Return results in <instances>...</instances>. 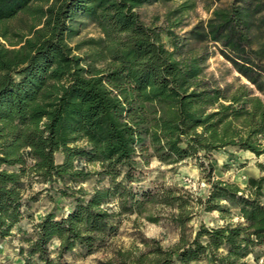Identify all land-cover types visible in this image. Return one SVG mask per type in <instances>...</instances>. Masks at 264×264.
Returning <instances> with one entry per match:
<instances>
[{"label":"trees","instance_id":"1","mask_svg":"<svg viewBox=\"0 0 264 264\" xmlns=\"http://www.w3.org/2000/svg\"><path fill=\"white\" fill-rule=\"evenodd\" d=\"M176 1L0 0V26L19 13L30 20L17 44L0 43V239L31 220L39 193L26 195L27 179L46 190L60 184L55 194L70 200L64 213L32 223L21 264L90 256L117 235L122 217L158 223L150 208L167 213L178 242L164 248L141 239L145 251L120 253L119 264H244L256 250L264 255V176L244 188L214 178L217 152L264 155V0H182L166 27L148 26L138 13ZM200 1L207 20L177 34ZM85 22L100 37L71 44ZM210 44L236 82L205 74ZM152 159L172 168L193 162L207 192L141 185ZM92 177L105 184L86 191ZM202 213H217L222 224L206 226Z\"/></svg>","mask_w":264,"mask_h":264},{"label":"rangeland","instance_id":"2","mask_svg":"<svg viewBox=\"0 0 264 264\" xmlns=\"http://www.w3.org/2000/svg\"><path fill=\"white\" fill-rule=\"evenodd\" d=\"M182 0L172 3H158L150 6H144L138 10L140 18L144 24L148 26H162L168 25V13L174 9ZM227 0H222L220 4L226 3ZM219 4V3H218ZM213 3V7L218 5ZM209 17V13L204 8L203 2H198L193 11H189L182 15L181 24L174 28V31L181 35L198 21H205ZM173 19V18H172ZM173 21V20H171ZM79 36L71 41L75 44L78 41L89 38L100 37V32L96 26L89 22H85ZM30 20L27 14L19 13L15 18L5 21L1 24L2 29L7 30V39L0 38V43L9 47L11 44H17L20 36L26 34ZM167 41L166 38H164ZM84 51V50H83ZM82 51V52H83ZM210 51L212 56L207 61L205 74L213 76L221 83H233L239 75L233 70L232 66L219 54L217 46L213 47L210 44ZM242 83H247L243 78H240ZM61 155L55 156V162L60 163ZM214 178L223 181H228L244 188L247 180L250 177L259 178L264 176V155L255 157L247 152H239L234 148H226L214 154ZM262 165L263 168H259ZM88 171L98 170L97 166H86ZM144 176L141 185L154 187L160 184L165 186H176L189 190L195 195H204L208 190V185L201 179L199 170L195 167L193 162H187L177 167L161 165L155 159L149 162V165L142 169ZM26 183V195L39 193L37 201L32 203L28 208V218L22 219L18 225L13 229L12 236L5 239H0V264H21L26 254H21V249H25L26 245L22 242L24 237L32 234V223H36L42 217L53 211L57 215L64 213L68 209L70 200L68 198L60 197L55 194V189L60 187V184H55L52 189H48V185H43L37 180L29 178ZM105 184L99 182L95 177L90 178L87 182L82 184L86 191H91L94 187H99ZM71 187H76L75 184H69ZM264 193V184H263ZM52 199H51V198ZM115 209L114 205L111 206ZM150 213H158L160 220L158 223H151L145 220L144 215H131L121 218L117 235L110 240L107 246L90 256H82L78 252L64 256L63 262L66 264H119L120 253L131 252L138 254L136 249L144 252L145 249L141 239H155L159 244L168 248L176 244L179 240V234L167 220V213L160 212L156 208H150ZM153 209V210H152ZM206 226L215 227L221 225L222 221L219 219L217 213L201 214L199 217ZM194 229L197 228V220H194ZM58 246L57 241L50 244V250L55 252ZM54 257V254L52 255ZM260 259L264 255L259 250L254 252V255L248 256L244 260V264H259ZM190 264H211L209 258H203L200 261L192 262Z\"/></svg>","mask_w":264,"mask_h":264},{"label":"built area","instance_id":"3","mask_svg":"<svg viewBox=\"0 0 264 264\" xmlns=\"http://www.w3.org/2000/svg\"><path fill=\"white\" fill-rule=\"evenodd\" d=\"M262 263H263V259H260L259 264H262Z\"/></svg>","mask_w":264,"mask_h":264},{"label":"crops","instance_id":"4","mask_svg":"<svg viewBox=\"0 0 264 264\" xmlns=\"http://www.w3.org/2000/svg\"><path fill=\"white\" fill-rule=\"evenodd\" d=\"M249 154H251V153H249ZM251 155H253V154H251ZM256 157V156H255Z\"/></svg>","mask_w":264,"mask_h":264}]
</instances>
